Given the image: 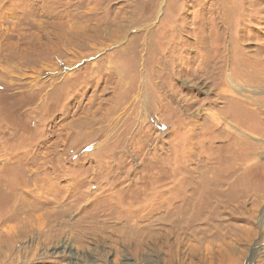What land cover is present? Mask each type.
<instances>
[{
  "label": "rangeland",
  "instance_id": "374dc122",
  "mask_svg": "<svg viewBox=\"0 0 264 264\" xmlns=\"http://www.w3.org/2000/svg\"><path fill=\"white\" fill-rule=\"evenodd\" d=\"M263 119L264 0H0V264H264Z\"/></svg>",
  "mask_w": 264,
  "mask_h": 264
},
{
  "label": "bare ground",
  "instance_id": "6f19581e",
  "mask_svg": "<svg viewBox=\"0 0 264 264\" xmlns=\"http://www.w3.org/2000/svg\"><path fill=\"white\" fill-rule=\"evenodd\" d=\"M160 9L158 10V13H159ZM262 104V103H261ZM249 119V118H248ZM264 120V119H263Z\"/></svg>",
  "mask_w": 264,
  "mask_h": 264
}]
</instances>
